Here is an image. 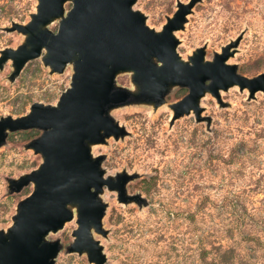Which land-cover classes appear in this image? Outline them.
<instances>
[{"label":"rangeland","instance_id":"rangeland-1","mask_svg":"<svg viewBox=\"0 0 264 264\" xmlns=\"http://www.w3.org/2000/svg\"><path fill=\"white\" fill-rule=\"evenodd\" d=\"M36 5L37 0H0V50L23 40L2 28L26 23ZM134 9L146 16L149 27L160 30L175 12L176 0H137ZM187 20L184 30L175 33L183 59L203 46L211 59L242 35L228 63L247 78L264 72V0H202ZM50 29L56 31L57 23ZM11 72L10 62L0 71V118L22 116L35 102L55 104L71 77L70 67L49 74L40 59L28 62L12 83ZM117 84L131 88L129 75L118 76ZM186 94L175 89L155 111L144 105L113 110L128 134L93 147L94 156L105 157L107 175L122 170L140 175L127 192L147 202L142 207L120 204L116 193L105 189L103 226L109 234L96 236L105 264H264V93L249 99L246 89L231 87L220 91L223 107L206 94L200 107L208 125L196 122L193 114L171 123L168 104ZM39 133L10 134L0 147V230L10 226L16 205L32 191L30 185L10 194L7 180L38 167L40 157L24 145ZM75 227L68 222L48 235L62 245L54 264H89L85 255L65 252Z\"/></svg>","mask_w":264,"mask_h":264},{"label":"water","instance_id":"water-1","mask_svg":"<svg viewBox=\"0 0 264 264\" xmlns=\"http://www.w3.org/2000/svg\"><path fill=\"white\" fill-rule=\"evenodd\" d=\"M137 0H37L26 23L12 22L2 28L23 37L15 48L0 50V71L10 62L9 82L24 66L40 59L49 74H62L68 67V88L55 104L35 102L19 117L0 118V147L10 134L36 130L39 135L24 145L41 159L38 167L7 180L10 194L32 186L18 202L11 224L0 230V264H54L62 245L47 239L74 221L67 254L85 255L89 264H105L104 247L96 236L107 238L103 226L108 204L105 189L116 193L120 204L146 206L140 194H128L127 185L139 178L125 170L107 175L104 156H94L93 147L110 138L123 139L128 132L112 117L115 109L144 105L154 111L167 104L175 89L187 94L168 104L171 123L193 114L202 118L201 99L210 94L224 106L220 91L237 86L249 99L264 93V72L247 78L229 64L242 35L206 59V46L183 59L178 51L177 31L184 30L187 16L202 0L182 3L160 30L147 25L146 16L134 6ZM70 5L66 9V5ZM57 23L56 31L50 26ZM129 75L131 88L117 84Z\"/></svg>","mask_w":264,"mask_h":264}]
</instances>
